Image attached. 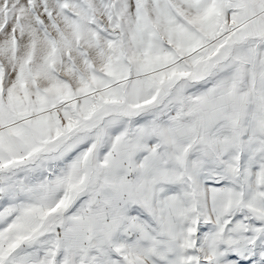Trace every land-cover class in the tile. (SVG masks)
I'll use <instances>...</instances> for the list:
<instances>
[{
    "label": "snow or ice",
    "instance_id": "6c2138e0",
    "mask_svg": "<svg viewBox=\"0 0 264 264\" xmlns=\"http://www.w3.org/2000/svg\"><path fill=\"white\" fill-rule=\"evenodd\" d=\"M0 264H264V0H0Z\"/></svg>",
    "mask_w": 264,
    "mask_h": 264
}]
</instances>
